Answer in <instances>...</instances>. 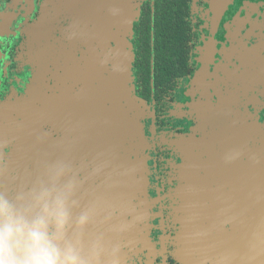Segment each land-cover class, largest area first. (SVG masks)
<instances>
[{
  "label": "flooded vegetation",
  "instance_id": "obj_1",
  "mask_svg": "<svg viewBox=\"0 0 264 264\" xmlns=\"http://www.w3.org/2000/svg\"><path fill=\"white\" fill-rule=\"evenodd\" d=\"M230 110L264 124V0H0V191L66 162L99 264H178L185 181L194 226L241 198Z\"/></svg>",
  "mask_w": 264,
  "mask_h": 264
},
{
  "label": "clouds",
  "instance_id": "obj_2",
  "mask_svg": "<svg viewBox=\"0 0 264 264\" xmlns=\"http://www.w3.org/2000/svg\"><path fill=\"white\" fill-rule=\"evenodd\" d=\"M76 181L53 161L31 184L0 191V264H99L96 243H85L87 217L74 215Z\"/></svg>",
  "mask_w": 264,
  "mask_h": 264
},
{
  "label": "water",
  "instance_id": "obj_3",
  "mask_svg": "<svg viewBox=\"0 0 264 264\" xmlns=\"http://www.w3.org/2000/svg\"><path fill=\"white\" fill-rule=\"evenodd\" d=\"M92 2L84 0L85 7ZM230 116L237 122L214 126L210 132L243 133L242 141L244 148L250 149V158L260 157L261 161H255V167L251 162L250 168L247 162L242 171L234 172L240 176L241 171L244 180H248L240 189V185L233 187L239 189L237 195L241 198L201 205L203 215L195 226L197 235L191 239L189 264H264V124L231 110ZM255 149L260 153L255 154Z\"/></svg>",
  "mask_w": 264,
  "mask_h": 264
},
{
  "label": "rangeland",
  "instance_id": "obj_4",
  "mask_svg": "<svg viewBox=\"0 0 264 264\" xmlns=\"http://www.w3.org/2000/svg\"><path fill=\"white\" fill-rule=\"evenodd\" d=\"M179 192L180 204L175 208L174 213L171 212V218L173 217L180 224L179 232L174 236L168 237L167 245L173 248L171 250V256L178 264H189V255L192 252L191 246H193L191 239L195 234L197 235L193 212L197 209L198 202L197 199L193 201L192 196L188 198L191 189L188 187L186 181Z\"/></svg>",
  "mask_w": 264,
  "mask_h": 264
}]
</instances>
